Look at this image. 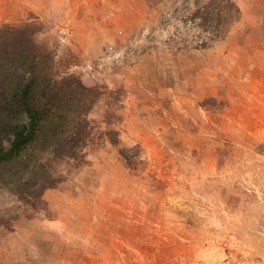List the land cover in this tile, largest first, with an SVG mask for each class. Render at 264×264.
Wrapping results in <instances>:
<instances>
[{
  "label": "rangeland",
  "instance_id": "1",
  "mask_svg": "<svg viewBox=\"0 0 264 264\" xmlns=\"http://www.w3.org/2000/svg\"><path fill=\"white\" fill-rule=\"evenodd\" d=\"M90 1L0 0V25L38 19L44 30L37 40L56 52L59 72L78 76L102 93L89 115L94 138L86 162L64 168L66 181L47 192H68L81 182L90 189L88 181L99 189L102 175L91 164L104 150L144 183L142 207L135 204L136 214L125 215L118 228L125 264H264V155L253 147L221 145L220 168L198 169L203 157L194 135L202 131L193 124L187 128L193 138L177 142L175 129L161 118L167 96L154 94H168L166 86L179 82L178 57L218 42L192 17L207 0ZM233 1L242 11L233 35L243 36L242 19L246 27L259 23L264 33V0ZM202 42L209 47L200 48ZM174 90L186 97L181 85ZM222 97L203 103L219 113L226 106ZM158 129L163 132L157 135ZM110 138H119V144ZM46 206L25 205L0 185V217H15L11 229L0 224V264L9 256L4 244L20 238L12 234L22 219L54 217Z\"/></svg>",
  "mask_w": 264,
  "mask_h": 264
},
{
  "label": "crops",
  "instance_id": "2",
  "mask_svg": "<svg viewBox=\"0 0 264 264\" xmlns=\"http://www.w3.org/2000/svg\"><path fill=\"white\" fill-rule=\"evenodd\" d=\"M241 22L243 36L233 35L232 27L228 36L213 47L178 57L179 82L176 79L166 86L168 94L154 93L158 98L167 96L164 100L168 107L161 118L173 126L177 142H186L188 135L193 138L187 131L193 124L202 131L194 135L203 157L197 161V168L202 171L220 168L221 145H238L246 151L253 147L254 152L264 155V33L259 23L246 27L244 19ZM147 58L155 62L157 57ZM149 81L155 83L153 78ZM156 85L161 87L162 83ZM178 85L186 90V97L176 95ZM220 97L226 106L219 113L205 107V99ZM191 98L195 102L186 107L185 101ZM154 132L158 135L163 131ZM92 160L91 168L102 175L99 189L98 183L86 181L92 185L90 189L81 182L68 192L61 187L47 192L45 200L54 217L22 219L12 234L20 238L4 244L12 258L7 256L5 264H125V247L119 246L118 228L124 224L125 215L133 216L138 206L142 207L144 183L111 153L99 151ZM126 202H132V207Z\"/></svg>",
  "mask_w": 264,
  "mask_h": 264
},
{
  "label": "trees",
  "instance_id": "3",
  "mask_svg": "<svg viewBox=\"0 0 264 264\" xmlns=\"http://www.w3.org/2000/svg\"><path fill=\"white\" fill-rule=\"evenodd\" d=\"M192 17L216 42L241 10L233 0H207ZM43 30L38 19L0 25V185L34 209L47 207L44 196L66 181L64 168L86 162L94 138L89 115L102 97L99 87L59 72L56 52L37 40ZM12 220L0 217V224L11 229Z\"/></svg>",
  "mask_w": 264,
  "mask_h": 264
}]
</instances>
